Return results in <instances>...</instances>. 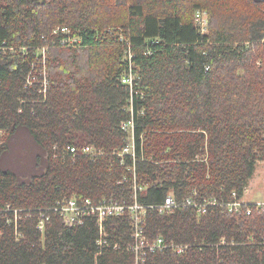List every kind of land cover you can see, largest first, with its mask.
<instances>
[{"label":"trees","instance_id":"trees-1","mask_svg":"<svg viewBox=\"0 0 264 264\" xmlns=\"http://www.w3.org/2000/svg\"><path fill=\"white\" fill-rule=\"evenodd\" d=\"M69 36L80 41L60 46ZM46 45L45 93L28 79L41 78ZM130 120L135 155L122 154ZM0 130L38 149L15 171L0 146V264H136L129 209L107 216L103 245L95 218L70 226L52 210L42 233L40 210L64 197L153 205L171 193L215 203L150 210L149 237L188 247L141 264H264V206L230 205L264 161V0H0Z\"/></svg>","mask_w":264,"mask_h":264},{"label":"built area","instance_id":"built-area-1","mask_svg":"<svg viewBox=\"0 0 264 264\" xmlns=\"http://www.w3.org/2000/svg\"><path fill=\"white\" fill-rule=\"evenodd\" d=\"M196 20L200 23V26L203 31H207L209 25L208 13L205 10L199 9L196 12ZM65 33L70 34V29L68 26H59L55 29V33ZM80 39L78 37H65L60 41V46H74L76 45ZM55 43V42H54ZM49 46H43L40 48L42 55L44 56L43 60L39 59L38 61L44 64V67L40 70L41 78L35 76L34 74H30L28 82L31 84L39 83L40 91L47 92L49 87V72L46 67V59H47V51ZM41 79V80H39ZM122 81L126 84L133 85L134 82V74L130 71L128 74L123 76ZM122 128L125 132L128 133V144L125 146L123 153H128L131 155H135V140H134V122L130 120L122 124ZM67 152L72 154L73 156H77L80 154L88 155L92 158H95L99 155H102L104 152L102 149H98L92 145H85L83 147H79L77 145H68ZM136 188V186H135ZM137 189V188H136ZM135 202L133 204H123L117 201H99L96 202L91 197H64L58 200L57 205L53 209L40 210L41 214L39 215L37 228L44 233L46 231L47 225L51 222L52 219V210H54L55 214L60 216L65 224L73 226V225H82L87 219L95 218L97 223L100 226L102 237L99 240L100 245L108 244V240L104 237L105 232V219L109 215H121L126 212L127 209L130 210V226L132 232L133 241L130 242L129 248L135 252L136 256V264H141L148 259V256L151 253L162 252L166 249H173L175 252L180 254L184 253L187 249L188 244H176V243H167L164 237L157 236L156 238H151L146 233V220L147 214L150 210H155L161 214L171 213L175 209L183 207L184 205H192L197 207L199 214L205 213L207 205L211 203H215L212 201L197 203L194 202L191 198H188L185 202H178L174 195L169 194L165 201L160 204L146 205L141 204L137 200V195L135 196ZM251 202H246L243 199L238 200L236 202L231 203V207L237 206L240 207L244 204H249ZM254 205L258 207L264 206V201H256L253 202ZM251 212V209H249Z\"/></svg>","mask_w":264,"mask_h":264},{"label":"rangeland","instance_id":"rangeland-1","mask_svg":"<svg viewBox=\"0 0 264 264\" xmlns=\"http://www.w3.org/2000/svg\"><path fill=\"white\" fill-rule=\"evenodd\" d=\"M7 138L8 133L0 130V146L7 147L5 159L2 164L4 168H11L16 171V169L22 170L24 167L28 168L30 165H35V155L38 149L31 139V136L19 133L12 136L8 141H6ZM12 162L16 169L13 167ZM246 199L248 200L247 202L264 201V161L258 163L256 172L250 181Z\"/></svg>","mask_w":264,"mask_h":264},{"label":"bare ground","instance_id":"bare-ground-1","mask_svg":"<svg viewBox=\"0 0 264 264\" xmlns=\"http://www.w3.org/2000/svg\"><path fill=\"white\" fill-rule=\"evenodd\" d=\"M195 22H196L197 25L199 26L200 31H201L202 33H204L205 31L202 30V28H201V26H200V23L196 20V17H195ZM18 212H19L18 209H15L16 217H18V215H17Z\"/></svg>","mask_w":264,"mask_h":264},{"label":"crops","instance_id":"crops-1","mask_svg":"<svg viewBox=\"0 0 264 264\" xmlns=\"http://www.w3.org/2000/svg\"><path fill=\"white\" fill-rule=\"evenodd\" d=\"M248 188H249V186L247 187V189H246V191H245V194H244V197H243V200L244 201H248L247 199H246V195H247V191H248ZM257 201H259V200H257ZM255 202V201H254Z\"/></svg>","mask_w":264,"mask_h":264}]
</instances>
